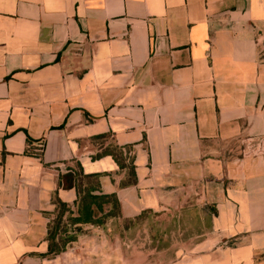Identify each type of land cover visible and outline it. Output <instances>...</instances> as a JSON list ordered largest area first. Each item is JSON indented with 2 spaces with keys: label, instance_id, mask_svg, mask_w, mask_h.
<instances>
[{
  "label": "crops",
  "instance_id": "1",
  "mask_svg": "<svg viewBox=\"0 0 264 264\" xmlns=\"http://www.w3.org/2000/svg\"><path fill=\"white\" fill-rule=\"evenodd\" d=\"M0 264H264V0H0Z\"/></svg>",
  "mask_w": 264,
  "mask_h": 264
},
{
  "label": "trees",
  "instance_id": "2",
  "mask_svg": "<svg viewBox=\"0 0 264 264\" xmlns=\"http://www.w3.org/2000/svg\"><path fill=\"white\" fill-rule=\"evenodd\" d=\"M130 173H132L131 167H130L129 174ZM105 198L106 197H103V196L101 197L91 196V195H88L87 193L83 195L79 203L80 205L77 211V215L75 217H71L69 219V223H71V225L85 224V223L101 224L102 223L101 219H95L93 217L94 212L91 206L92 204H94L97 207V209L100 212H102V204L105 202ZM112 202H113V207L116 206L114 199L112 200ZM66 210H67L66 206L63 203H59L58 215L53 221V224L50 226V229H49V234H48L49 245H48L47 253H52L56 251L54 247V241H55L57 233L60 230L61 218ZM110 214H114V212H108L106 215H110ZM70 239L72 240V238Z\"/></svg>",
  "mask_w": 264,
  "mask_h": 264
}]
</instances>
